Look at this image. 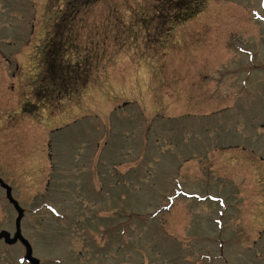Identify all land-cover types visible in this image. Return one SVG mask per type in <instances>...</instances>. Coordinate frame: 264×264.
I'll return each instance as SVG.
<instances>
[{"label":"rangeland","instance_id":"1","mask_svg":"<svg viewBox=\"0 0 264 264\" xmlns=\"http://www.w3.org/2000/svg\"><path fill=\"white\" fill-rule=\"evenodd\" d=\"M0 178L41 264H264V0H0Z\"/></svg>","mask_w":264,"mask_h":264},{"label":"water","instance_id":"2","mask_svg":"<svg viewBox=\"0 0 264 264\" xmlns=\"http://www.w3.org/2000/svg\"><path fill=\"white\" fill-rule=\"evenodd\" d=\"M0 185L6 189L7 191V197L10 200V202L15 206L16 210L18 211V218L16 221L17 226V232L13 238H11V235L9 232L2 231L0 233V239H4L6 243L8 244H15L18 241H21L25 247L27 248V255L26 259L31 262L32 264H39V261L33 257V250L30 245V243L23 237L21 232V222L24 217V210L19 206V203L13 198L12 196V189L10 186H8L1 178H0Z\"/></svg>","mask_w":264,"mask_h":264}]
</instances>
